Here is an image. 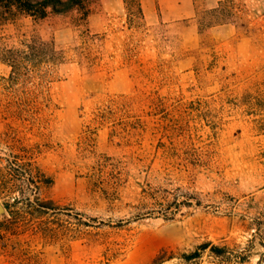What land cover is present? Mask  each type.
Returning <instances> with one entry per match:
<instances>
[{
    "label": "rangeland",
    "instance_id": "1",
    "mask_svg": "<svg viewBox=\"0 0 264 264\" xmlns=\"http://www.w3.org/2000/svg\"><path fill=\"white\" fill-rule=\"evenodd\" d=\"M193 1L196 48L160 25L130 27L103 0L38 20L0 6V180L9 162H29L74 227L45 247L47 264H264V240L244 263L210 247L185 256L208 241L243 248L264 221V0ZM218 21L233 36L209 30ZM111 25L115 61L144 67L101 90L47 54L51 38Z\"/></svg>",
    "mask_w": 264,
    "mask_h": 264
},
{
    "label": "trees",
    "instance_id": "2",
    "mask_svg": "<svg viewBox=\"0 0 264 264\" xmlns=\"http://www.w3.org/2000/svg\"><path fill=\"white\" fill-rule=\"evenodd\" d=\"M86 1L89 0H0V6H20L34 16L35 20H38L46 18L50 9L59 13L84 9L87 5ZM125 4L126 16L122 19L125 23H129L130 27L140 26L150 29L153 26L145 18L141 0H125ZM85 14L87 15L88 12H85L84 16ZM110 20L116 19L111 18ZM136 21L141 22L138 25ZM221 23L224 22L218 21L209 24V26ZM79 25L82 23L77 24V26ZM80 31L72 42L61 44L55 38H51L49 42L45 43L47 54L53 63H76L83 73L102 71L105 73L107 81L125 73L119 69L122 70L129 66L144 67V63L133 59V55L124 56L122 61H115L113 51L110 50V42H113L110 35L112 32H116V28L112 25L96 31L86 26ZM165 37V39H169L168 36ZM133 49H137V46ZM131 75L137 82L144 85L140 74L132 73ZM63 80H66V76ZM147 80L154 84L158 83L154 77H148ZM151 102H153L152 99ZM100 123L104 124L102 121ZM43 176L45 173L34 171L29 162L11 161L2 171L0 180V263L47 264L45 247L62 240L67 241L74 231V227L68 225L62 217L65 211L47 195L42 181L51 182V179H44ZM25 182H27V186ZM33 183L35 186L32 185ZM248 214L246 215L248 216ZM251 224H256V230L247 246L231 248L227 244L220 246L208 241L202 243L197 250L186 254V258L200 257L203 255V251L210 247L213 254L222 257L225 261L235 258L240 263H244L251 257L255 246L264 240V221H253ZM259 264H263L262 261Z\"/></svg>",
    "mask_w": 264,
    "mask_h": 264
},
{
    "label": "crops",
    "instance_id": "3",
    "mask_svg": "<svg viewBox=\"0 0 264 264\" xmlns=\"http://www.w3.org/2000/svg\"><path fill=\"white\" fill-rule=\"evenodd\" d=\"M147 22L151 25H160L166 28L165 33L182 34L189 48L200 46V41L197 38L196 23L193 21L195 15V3L193 0H141ZM217 3L211 4V7ZM103 9L108 15H122L126 13L125 0H103ZM229 23H222L209 27V30L218 27L216 36L219 39H228L233 36L234 31L224 33V28L229 27ZM191 32V33H190ZM223 32V33H222ZM234 51L233 46H226L225 52L228 54ZM229 58V57H228ZM72 63V62H71ZM64 64V63H63ZM74 73L87 90H101L107 84V78L102 71L81 72L76 63H72ZM72 80V77L66 76L65 86ZM65 95L69 100L70 93L68 87L65 89Z\"/></svg>",
    "mask_w": 264,
    "mask_h": 264
}]
</instances>
